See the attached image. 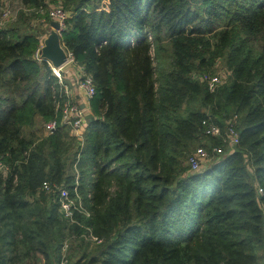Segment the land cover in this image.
Listing matches in <instances>:
<instances>
[{"label":"trees","instance_id":"1","mask_svg":"<svg viewBox=\"0 0 264 264\" xmlns=\"http://www.w3.org/2000/svg\"><path fill=\"white\" fill-rule=\"evenodd\" d=\"M63 7L61 41L95 88L93 118L69 157L75 138L66 139V124L45 136L24 132L36 116L55 114V76L34 57L39 35L0 26V158L10 166L0 171V264H29L37 253L49 261L67 236L68 257L73 241L78 249L92 242L42 188L46 179L72 189L74 165L90 210L77 218L102 239L75 264H261L264 0H64ZM217 58L227 78L210 92L191 71ZM234 113L236 148L203 170L184 165L204 136L202 118Z\"/></svg>","mask_w":264,"mask_h":264},{"label":"built area","instance_id":"2","mask_svg":"<svg viewBox=\"0 0 264 264\" xmlns=\"http://www.w3.org/2000/svg\"><path fill=\"white\" fill-rule=\"evenodd\" d=\"M55 19L59 22L61 29L64 27V20L67 12L61 8H56L53 12ZM43 42L34 50V57L38 60L44 59L49 66L51 62L48 58L41 55V46ZM62 45H64L62 43ZM65 47V46H64ZM66 60L64 63H75L73 60L72 52L66 47ZM63 63V64H64ZM60 66L53 67L51 74L55 76V80L51 85L52 99L54 104L55 114L50 119H47L43 124V131L45 134H50L57 128L59 123L66 124L75 135H79L83 140L84 130L87 123L86 115L91 112L90 101L94 95L95 88L93 79L90 73L84 71L82 65H77V74H75L74 83L65 80ZM67 72V71H66ZM205 81L207 88L210 92L218 89L223 79L219 73L209 74L206 73L201 76ZM238 114L234 113L232 116L224 118H214L212 115L207 114L201 120V127L204 136L220 139V142L207 141L194 146L187 155V162L191 170H200V168L208 162L211 158H218L219 155L225 151L230 153L234 150L239 142V131L237 128ZM9 164L0 158V171H9ZM42 188L45 190L53 191L56 193L58 201V210L62 217L68 218L70 222L80 224L84 229L83 236L92 242L99 243L101 238L98 237L93 231L92 226L84 223L77 218V214L89 217L90 210L87 208L83 201V196L79 191L78 175L76 174L75 183L72 189H69L63 184L50 182L44 179L42 181ZM258 193H262L261 186L257 187ZM68 249V237L62 244V263L67 261L66 251Z\"/></svg>","mask_w":264,"mask_h":264},{"label":"rangeland","instance_id":"3","mask_svg":"<svg viewBox=\"0 0 264 264\" xmlns=\"http://www.w3.org/2000/svg\"><path fill=\"white\" fill-rule=\"evenodd\" d=\"M41 2H42V6H34L32 4L24 3L22 0H0V26H2V27H15L21 33L22 32H33V33L39 35L41 42H43L44 39L47 38L52 33V31L54 30V32L61 39L60 31L58 29H56L55 27H53V25L50 24V21L56 20L53 13H52L56 8L61 7L63 9H65L63 7L64 0H41ZM44 11H46L48 13L49 19L48 18L46 19V17L42 16V13H44ZM65 11L68 13V11L66 9H65ZM63 47H64V45H63ZM153 53H154L153 49H151V54H153ZM50 62H51L50 70L53 71V67H55V66L52 63V61H50ZM224 64H225L224 60L222 61L221 58H217L215 63L213 65L209 66L206 70H203L201 68L200 69L194 68L191 71V75L193 78H195L201 82V79H202L201 76L202 75H204L206 73H209V74L219 73L221 75V78L223 79L222 81L224 83L226 81V78H227V77H225V71H226L225 67L226 66ZM70 69L74 70L73 64L66 62L61 66L60 71L63 74H65V73H70L69 72ZM0 90H2V89H0ZM206 110L209 111L208 108ZM44 122L45 121L42 120L41 117L36 116L35 122L33 124L28 125V126H24V132L28 133L30 131H33L38 136H45L47 134H45L43 131ZM68 135L66 136V139H69V137L71 135L74 136L75 139H74V142L71 144V146L68 147L67 150L64 152V155L66 157L71 156V153L73 155V152L75 151V149H77V147L79 148V145L83 144V140H81L82 139L81 136L75 135L74 132H72L71 130H69ZM200 142L206 143L207 142L206 136L202 135L199 138V140L193 144L192 148L195 145H198ZM227 153H228V151H225V152L221 153L219 155V157H224V156H226ZM187 155H188V153L184 157L183 164L186 166H189L188 162H187ZM77 156H79V155L77 154L76 158H77ZM215 159L216 158H214V157L211 158L200 169L203 170L205 168H208L215 161ZM72 169L74 170L75 173L78 174V169L75 168V165L73 166ZM73 170H71V171H73ZM47 191H49V190H47ZM67 237L69 238V236H67ZM78 245H79L78 241L77 242L73 241V243H72L73 248L71 249V253L68 257V250L66 251L67 261L64 263H62V261H61L62 260L61 252L62 251H60L58 257L56 254L52 253L49 261L46 258H44L42 254L37 253V254L28 258V261H29L28 263L29 264H75V261L78 258V255H80V253H81V251H83V249H86L88 252H95L96 247L97 248L101 247V244H97L95 242H90V243H87L85 245L83 243L81 249L77 248ZM257 248H258L257 252L259 254H261V259L258 261V263L260 262L262 264V263H264V244L257 247Z\"/></svg>","mask_w":264,"mask_h":264},{"label":"water","instance_id":"4","mask_svg":"<svg viewBox=\"0 0 264 264\" xmlns=\"http://www.w3.org/2000/svg\"><path fill=\"white\" fill-rule=\"evenodd\" d=\"M50 24L56 29H60L59 22L57 20H51ZM41 55L44 58H48L55 66H60L66 60V53L62 45L60 37L52 31V33L44 39L41 46ZM87 119L93 118L92 113L86 115Z\"/></svg>","mask_w":264,"mask_h":264},{"label":"crops","instance_id":"5","mask_svg":"<svg viewBox=\"0 0 264 264\" xmlns=\"http://www.w3.org/2000/svg\"><path fill=\"white\" fill-rule=\"evenodd\" d=\"M72 64L74 66V70L70 69V71H69L70 73H66L65 77H67V79L69 80L68 82L74 83L75 74H77V65L75 63H72Z\"/></svg>","mask_w":264,"mask_h":264}]
</instances>
